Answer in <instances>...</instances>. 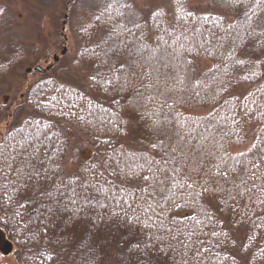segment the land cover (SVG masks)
Instances as JSON below:
<instances>
[{
    "label": "trees",
    "instance_id": "16d2710c",
    "mask_svg": "<svg viewBox=\"0 0 264 264\" xmlns=\"http://www.w3.org/2000/svg\"><path fill=\"white\" fill-rule=\"evenodd\" d=\"M203 2L204 6L200 7L191 6L189 0H182L184 11L180 15L183 19L178 23L172 18V13L178 7L174 0H170L169 11L161 9L167 16L163 19L159 34L168 43H159L162 49L171 51L174 48L180 53L184 61L180 68L174 69L167 59L161 57L146 63L143 68L138 67L123 74L115 73L120 77L118 86L122 90L119 92L89 79L97 71L103 72L105 76L112 73L107 68L96 67L100 60L106 59L103 51L107 45L103 41L109 39L105 35L106 29L94 18L104 6L87 14L85 21L81 19L76 30L82 41L76 65L85 70L84 80L81 84L66 85L57 76H47V72L40 75L38 80L26 87L0 142H3L8 133L19 139L15 129L23 126L24 120L41 119L44 123L53 125L52 131L60 133L58 139L54 137V144L60 143L68 147L74 134L87 139L90 151L84 157L82 165L107 160L114 155L113 148L117 149V157L121 148L124 151L143 150L156 140V136L147 120L140 119L136 106L131 102L130 98L134 94H140L143 106L139 108V112L151 115L152 119H175L179 125L184 126L182 130L186 134L191 133V138L203 141L207 137L204 147L219 155L227 153L238 160L248 161L258 154H264V36L253 34L235 40V32L228 25L236 24L239 30L236 13L226 8L220 0ZM187 12L192 15L188 16ZM1 17L0 13V23ZM126 27H131V24H126ZM140 31L133 29L137 37ZM117 39L131 44L136 37L125 31L118 37H112L113 41ZM151 43L156 47L158 42L155 36ZM94 50L100 54L99 58L93 55ZM257 59L259 63L254 64ZM161 60L168 67H164ZM200 60L205 61L209 67L198 73L197 63ZM239 60L245 63H237ZM21 61L22 54L18 52L0 57V83L16 70ZM253 71L257 73L255 76L252 75ZM168 75L178 79L166 80ZM245 76L248 78L245 79ZM97 80H101V77L98 76ZM237 87H246L249 92L240 96L236 94ZM114 99L119 103L113 102ZM89 105L92 107L89 108ZM6 108V105L0 104V122L9 115ZM202 109L209 112L204 115L192 112ZM72 112L76 116H83L84 121H77L71 115H63ZM106 118L117 123L126 122L122 127L127 134L98 131L102 127V120ZM87 121H92L95 127L87 124ZM250 126L254 127V131L248 138L244 131ZM242 137H247L251 143L248 150L243 152V157L228 150L234 141H241ZM104 140H110L111 144H103ZM7 142L11 144L14 140L9 137ZM253 145L256 147L253 148ZM65 159L66 155L63 166ZM257 163L260 162L257 160ZM236 170L239 171V165ZM100 171L104 172V176L95 177L96 181L103 183L104 180H110L119 183L110 174V170ZM253 171L254 176L251 171L244 175L248 180L246 187L255 185L250 195L256 203H250L248 195H245L237 203L240 209L238 212L228 209L217 211L216 219L211 222L212 226H200V232L193 237V240L198 238L204 241L202 248H207L208 251L197 254L194 248L185 250L178 247L175 252L168 253L164 264H264V256L259 252L264 249V227L255 228L252 223L264 224V204L259 203V200H264V163H260L259 169ZM87 178L92 179V174L89 173ZM0 182H3L2 179ZM176 199L185 206L178 210L170 207L162 215L167 217L171 213L172 220L181 227H195L188 196L177 191ZM245 205L248 207L245 208ZM81 223L83 222L73 227L58 224L46 234L33 235L30 229L34 225L28 223L26 215L23 219L12 217L10 209H0V230L16 246L15 258L22 264H118L113 251L114 242L110 237L104 239L108 236L106 229L101 226L96 238L86 246L88 236L80 226ZM213 230L227 232L229 236H212ZM232 239H235V244ZM244 245L248 247L245 249ZM92 246H95V251ZM48 256L51 259H47Z\"/></svg>",
    "mask_w": 264,
    "mask_h": 264
},
{
    "label": "snow or ice",
    "instance_id": "6c2138e0",
    "mask_svg": "<svg viewBox=\"0 0 264 264\" xmlns=\"http://www.w3.org/2000/svg\"><path fill=\"white\" fill-rule=\"evenodd\" d=\"M220 2L238 17L239 30L236 24L228 25L235 32V40L253 34L264 36V0ZM174 3L178 7L172 13V18L178 23L183 19L180 13L184 7L182 0H174ZM187 15L191 16L192 13L187 12ZM166 16L167 13L161 11L159 6L150 8L147 16L138 17L133 4L121 3L120 0L106 3L100 14L94 17L106 29L105 35L109 37L103 41L107 45L103 51L106 59L100 60L96 67L107 68L112 74L105 76L103 72L97 71L89 79L119 92L122 90L118 86L120 77L115 73L123 74L138 67L143 68L146 63L161 57L167 59L174 69H179L184 62L180 53L174 48L171 51L162 49L159 43H168L159 34ZM126 24H131V27H126ZM133 29L146 31H140L137 37ZM125 31L136 37L135 41L129 44L119 39L112 40L113 36L118 37ZM153 36L158 42L156 47L151 43ZM93 55L99 58L100 54L94 50ZM237 63L245 62L239 60ZM258 63V59L254 61V64ZM163 66L168 67V64ZM256 74L252 72L253 76ZM98 76L101 80H97ZM174 79L178 77L166 76V80ZM130 99L140 119L147 120L156 140L143 150L124 151L121 148L118 157L117 149L113 148L112 157L82 165L76 173L64 172L63 158L68 147L54 144V137L58 139L60 133L52 131L51 123H44L41 119H26L23 126L15 129L19 139L8 133L0 142V179L3 181L0 182V209H10L12 217L23 219L26 215L28 223L34 225L30 229L33 235L46 234L58 224L73 227L83 222L80 226L88 236L86 246L91 244L103 226L108 233L104 239L110 237L115 244L113 251L118 264H164L168 253L175 252L178 247L185 250L194 248L197 254L207 252V248H202L204 241L198 238L193 240V237L200 232V226H212L217 211L228 209L238 212L237 203L245 195H248L250 203H256L250 195L255 185L246 187L248 180L244 174L251 171L254 176L253 169H259L260 163H264V154H258L248 161L238 160L227 153L219 155L204 147L207 137L203 141L191 138V133L186 134L182 130L184 126L175 119H152L151 115L139 112L143 106L140 94H134ZM113 102L119 103L115 99ZM63 115L84 121V117L76 116L75 112ZM86 123L95 127L92 121ZM124 123L106 118L102 120V127L98 131L126 135L122 127ZM9 137L14 143L7 142ZM102 143L110 145L111 141L104 140ZM240 156L243 157L244 153H240ZM237 165L239 171L236 170ZM100 169L110 170L119 183L96 181L95 177L104 176ZM89 173L92 179L87 178ZM177 191L188 196L195 227H181L172 220L171 213L167 217L162 215L170 207L178 210L185 206L176 199ZM259 203L264 204V200H259ZM209 209L214 211L210 212ZM252 223L255 228L264 227V224ZM221 234L229 236L227 232H211L216 237ZM235 242L232 239V243ZM247 247L244 245L245 249ZM92 250L95 251V246H92ZM259 252L264 256V249ZM46 258L51 259V256Z\"/></svg>",
    "mask_w": 264,
    "mask_h": 264
},
{
    "label": "rangeland",
    "instance_id": "374dc122",
    "mask_svg": "<svg viewBox=\"0 0 264 264\" xmlns=\"http://www.w3.org/2000/svg\"><path fill=\"white\" fill-rule=\"evenodd\" d=\"M203 1L189 0V3L191 6L201 7L205 4ZM109 2L111 0H0V9H2L0 57L15 52L22 54V61L16 70L0 83V104L7 106L9 114L7 119L0 122V139L11 123L26 87L42 75L32 71L35 67L44 69L52 65L51 69L46 71L47 76L53 78L57 76L66 85L81 84L85 70L82 66L76 65L77 53L82 43L76 34L77 26L81 23V19L85 21L87 14ZM120 2L133 4L139 17L147 16L148 10L157 6L169 11L170 0H120ZM63 50L65 52L61 55ZM55 55L58 57L56 63L53 62ZM208 67L203 60L197 63L198 73ZM28 69L31 70L30 73H26ZM236 90V94L240 96L249 92L246 87H237ZM192 112L195 115H204L209 110ZM129 127L132 129L130 123ZM253 129L252 126L245 128L247 137L252 135ZM72 137L68 143L63 166L66 174L78 172L85 161L84 157L90 151L85 137L75 134ZM247 137H242L241 141H234L228 149L230 153L240 154L247 151L251 145ZM127 144L131 143L127 142ZM16 252L17 248L12 243L10 255L1 259L0 264H22L21 261L16 260Z\"/></svg>",
    "mask_w": 264,
    "mask_h": 264
},
{
    "label": "water",
    "instance_id": "95a60500",
    "mask_svg": "<svg viewBox=\"0 0 264 264\" xmlns=\"http://www.w3.org/2000/svg\"><path fill=\"white\" fill-rule=\"evenodd\" d=\"M64 50L61 52V55H63L64 54ZM58 61V57L55 55V57H53V62H57ZM52 67V65H49V66H47V67H45L44 69L43 68H41V67H35L32 71H35V72H38V73H40V74H43V73H45L46 71H48V70H50V68ZM31 72V70L30 69H28V70H26V73H30ZM2 235L0 234V237H1ZM4 245H5V247H6V249L3 251V254H8V253H10V251H11V244H9L8 242H6V243H4Z\"/></svg>",
    "mask_w": 264,
    "mask_h": 264
},
{
    "label": "flooded vegetation",
    "instance_id": "af4514ba",
    "mask_svg": "<svg viewBox=\"0 0 264 264\" xmlns=\"http://www.w3.org/2000/svg\"><path fill=\"white\" fill-rule=\"evenodd\" d=\"M9 242L12 244L11 241H9L4 235L0 237V262L1 259L6 258V256L10 255V253H8L7 255L3 254V251L6 249L4 243Z\"/></svg>",
    "mask_w": 264,
    "mask_h": 264
}]
</instances>
